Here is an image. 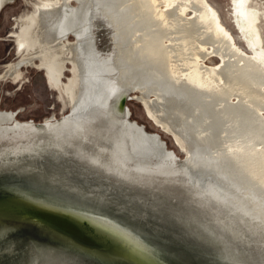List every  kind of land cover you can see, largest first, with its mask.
Returning <instances> with one entry per match:
<instances>
[{"label": "water", "instance_id": "1", "mask_svg": "<svg viewBox=\"0 0 264 264\" xmlns=\"http://www.w3.org/2000/svg\"><path fill=\"white\" fill-rule=\"evenodd\" d=\"M0 264H264V0H0Z\"/></svg>", "mask_w": 264, "mask_h": 264}]
</instances>
